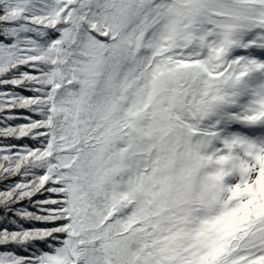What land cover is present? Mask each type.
I'll return each mask as SVG.
<instances>
[{
	"label": "snow or ice",
	"instance_id": "1",
	"mask_svg": "<svg viewBox=\"0 0 264 264\" xmlns=\"http://www.w3.org/2000/svg\"><path fill=\"white\" fill-rule=\"evenodd\" d=\"M0 264H264V0H0Z\"/></svg>",
	"mask_w": 264,
	"mask_h": 264
}]
</instances>
